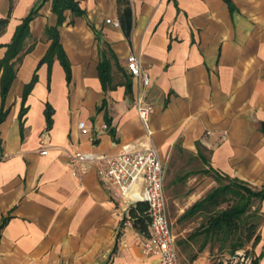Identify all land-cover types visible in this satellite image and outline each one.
Masks as SVG:
<instances>
[{
  "label": "crops",
  "instance_id": "crops-1",
  "mask_svg": "<svg viewBox=\"0 0 264 264\" xmlns=\"http://www.w3.org/2000/svg\"><path fill=\"white\" fill-rule=\"evenodd\" d=\"M129 1L128 36L121 23L107 21L120 22L118 0H78L84 12L67 9L59 25L52 0H0V19L8 18L0 59L16 28L42 3L13 59L16 77L0 121V224L8 219L0 232V264L156 263L158 256L143 249L149 233L110 197L96 167L82 172L83 164L67 156L118 153L126 143L144 141L140 97L154 105L152 143L165 169L180 149L205 159L204 174L211 169L264 189V0H231L233 7L226 0ZM55 26L69 75L56 54L42 62L53 41L48 28ZM130 53L142 58L149 85L129 72ZM103 61L114 85L107 90ZM199 177L192 169L177 179L166 172V199L181 208L170 221L180 264L214 262L209 241L217 236L199 228L207 221L188 225L194 215L182 217L216 186L215 178L208 189L206 182L198 186L206 175ZM253 208L260 219L251 248L264 264V199Z\"/></svg>",
  "mask_w": 264,
  "mask_h": 264
},
{
  "label": "built area",
  "instance_id": "built-area-1",
  "mask_svg": "<svg viewBox=\"0 0 264 264\" xmlns=\"http://www.w3.org/2000/svg\"><path fill=\"white\" fill-rule=\"evenodd\" d=\"M107 21L120 26L118 20ZM126 64L133 76L143 85H149L150 73L144 68L139 55L130 53ZM137 110L146 129L144 141L126 143L118 153L75 151L69 152L67 156L72 164H83L82 172L94 165L102 186L123 208L128 209L139 201L147 202L150 232L143 242L144 251L158 256L155 264H180L176 235L168 215L165 164L157 147L152 143L150 117L154 105L143 102L140 97ZM79 127L83 132L88 131L85 121H80ZM46 152V149L42 150V153ZM74 174L77 172L74 171ZM223 264H255V256L249 246H243L234 250Z\"/></svg>",
  "mask_w": 264,
  "mask_h": 264
},
{
  "label": "trees",
  "instance_id": "trees-1",
  "mask_svg": "<svg viewBox=\"0 0 264 264\" xmlns=\"http://www.w3.org/2000/svg\"><path fill=\"white\" fill-rule=\"evenodd\" d=\"M44 1V0H43ZM230 3L231 0H226ZM42 4V3H40ZM35 6L30 13L23 19L22 23L16 28L12 41L7 44V50L3 58L0 59V81H1V95L3 98V105L0 109V121L6 115L4 108L7 93L16 77V66L13 59L19 54L24 45V40L29 34V24L37 15L39 6ZM120 23L122 24L125 33L129 36L132 29V7L129 0H118ZM72 10L75 13H83L84 10L79 6L78 0H52V10L58 17V25L61 24L65 18V11ZM8 18L0 19V33L6 27ZM50 36L53 38L52 44L44 57L45 60L51 61L56 54L61 59L68 75L69 62L65 51L59 40L57 26L48 28ZM100 75L103 82L104 89L113 88L111 84L110 66L103 61L100 65ZM36 80L34 76L32 82L26 87L23 95L25 100L29 89ZM23 113V112H22ZM51 110L48 106L46 115L48 122L51 121ZM264 130V126H263ZM205 162V159H204ZM206 173H210L211 169H205ZM218 185L212 188L202 199L195 202L188 208L182 217H191L198 212L209 213L207 222L199 228L205 227V233L216 234L217 238L223 243L235 237L237 239L231 243L232 252L237 248L243 247L246 241H253L256 243L259 236L256 234V229L259 225L258 209L251 211V208L256 199H264V189L254 190L246 182L238 178H231L229 176L220 174L215 171ZM226 204L225 207H221ZM131 218H133L134 226L141 232L149 233L150 216L148 213V204L145 201H139L129 209ZM7 218L3 219L0 224V232L7 222ZM246 234V239L240 238L241 234ZM255 264H258L255 260Z\"/></svg>",
  "mask_w": 264,
  "mask_h": 264
},
{
  "label": "rangeland",
  "instance_id": "rangeland-1",
  "mask_svg": "<svg viewBox=\"0 0 264 264\" xmlns=\"http://www.w3.org/2000/svg\"><path fill=\"white\" fill-rule=\"evenodd\" d=\"M203 153H204V155L208 156V152L204 149H203ZM204 167H205L204 160H202L201 156H199V157L194 156V155H192L188 152H185L183 150L175 149L174 156L172 157L169 165L166 166V172L167 171H168V173L170 172L171 177L177 179L178 177H180V175L182 173H184V171H186L187 169H192L193 172L200 174L199 179L204 177V175H206V177L201 180V182H200V184H198V186L199 185L201 186V184L206 182V185L204 187H205V189H208L211 186L213 179L214 178L216 179V176L213 172H210L209 174H204L203 170H202ZM198 181H200V180H198ZM217 185H218V181L216 180V186ZM195 188H197V186H195L193 189H195ZM184 194H187V193L182 191V195H184ZM181 205H182V203H181ZM225 206H226V204H223L221 207H225ZM167 208L169 211L170 221L174 217H176L181 210V208L177 207L175 205V203L171 199L169 200L168 198H167ZM253 210H255V209L252 206L251 211H253ZM208 215H209V213H207V212H200V213L194 215L191 219H189L190 221H188L187 224L189 225L192 221H195V225H196V223H199V222L203 223V222L207 221ZM187 224L185 223V225H187ZM172 226H173V224H172ZM240 238H242L243 240L246 239L245 232L241 234ZM236 239H237V237L223 243L218 238H216V239L211 238V240L209 242H210V247H211V254L214 255L213 264L222 263L227 258V256L232 252L231 243L234 242ZM196 244H199V242H197ZM252 244H253L252 240L246 241L244 246H249L251 248Z\"/></svg>",
  "mask_w": 264,
  "mask_h": 264
}]
</instances>
